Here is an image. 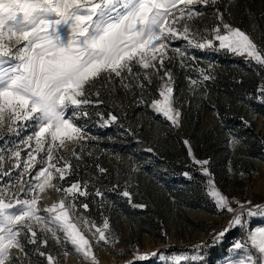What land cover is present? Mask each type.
Returning a JSON list of instances; mask_svg holds the SVG:
<instances>
[{"label":"snow or ice","instance_id":"snow-or-ice-1","mask_svg":"<svg viewBox=\"0 0 264 264\" xmlns=\"http://www.w3.org/2000/svg\"><path fill=\"white\" fill-rule=\"evenodd\" d=\"M219 3L220 0H0V133L6 129L20 136L23 129L32 128L30 135L9 149L8 160H14L10 169L22 168L17 183L24 198L16 193L6 200L8 186L0 189V264H24L28 244L36 246L34 252L45 257L47 264H60L57 257L41 250V245L47 247L48 239L39 238L37 229L50 234L62 246L71 245L74 253L88 264H99L93 241L96 245L118 242V238L111 236L107 218L102 226L86 217L77 218L80 223L73 219L75 201L78 196L89 195V182L76 181L66 188L54 184L57 178L64 181L73 170L71 161L58 153L60 149H68L69 144L86 139L76 119L78 115H89L84 106L104 103L99 97L105 84L95 93L91 91L102 79L111 84L114 78H120L121 86L127 90L133 87L131 82L125 83L128 76L134 75L150 84L151 75H156L163 81L159 90L162 99L153 100L151 107L179 126L181 111L173 107V77L165 68V60L172 59L168 52L173 40L186 41L194 49H216L215 42L219 41L218 49L246 56L264 67V48L247 32L225 21L227 8L221 10L217 7ZM208 9L217 23L201 28L198 25ZM172 51L180 58L181 66H185L187 48L176 47ZM134 65L145 70L142 76L133 73ZM200 75L204 81L213 78L203 69ZM199 83L191 80L192 85ZM136 86L143 90L145 84ZM259 92L264 103V86ZM93 94L97 99L90 98ZM101 119L107 126L118 117L108 113L107 119L102 115ZM232 143L239 141L234 138ZM21 145L28 149L23 160ZM188 153L192 156L191 147ZM72 155L80 159L74 150ZM192 158L207 173L204 166L209 161ZM5 162V155L0 154V176L11 175L10 170L4 169ZM37 164L41 167L33 174ZM99 171L104 173L106 169ZM25 175L32 179L25 181ZM48 189L63 195L44 207L45 216L40 214L39 204ZM209 189L217 209L231 214L230 219L220 231L211 234V245L201 242L194 246L196 255H177L173 264L188 261L206 264L204 251L221 243L233 230H241L246 238L234 240L226 264H264V205L230 199L211 180ZM95 195L103 197L104 193L97 188ZM122 195L131 197L127 190ZM79 207L87 211L89 205L81 203ZM254 219L259 223L253 227ZM81 224L91 233V240L81 231ZM14 249L21 255L14 253ZM133 256L129 264L147 261L157 253L137 251ZM28 264L39 261L29 259Z\"/></svg>","mask_w":264,"mask_h":264},{"label":"trees","instance_id":"trees-1","mask_svg":"<svg viewBox=\"0 0 264 264\" xmlns=\"http://www.w3.org/2000/svg\"><path fill=\"white\" fill-rule=\"evenodd\" d=\"M217 7L227 8L225 21L247 32L264 48V0H220ZM215 23L208 9L198 26L211 27ZM185 42L171 41L168 56L172 59L165 60V68L173 77L174 104L181 111L179 128H170V122L151 107L152 101L160 97L163 84L156 75H151L150 84L128 76L125 83L131 82L133 87L127 90L121 86L120 78H114L111 84L102 79L91 91L95 93L105 84L99 97L104 103L84 106L89 115H78L76 119L86 139L58 153L73 165L63 185L89 182V195L78 196L75 201L77 211L97 226L107 218L113 238L127 246L142 245L145 236L166 240L175 231L182 235L185 226L194 225L193 213L215 211L204 176L192 156L208 160L210 173L223 185L234 173H258L264 161V103L259 92L264 86V67L218 49L217 41L216 49H194ZM176 47L187 48L183 67L172 51ZM201 69L213 78L204 81ZM144 71L138 65L133 67V73L141 76ZM191 80L200 83L192 85ZM141 82L145 84L143 90L136 86ZM90 98L97 99L94 94ZM108 113L118 119L104 126L101 115L107 119ZM259 120L261 128L257 132ZM0 136V150L8 152L12 149L10 138ZM234 138L238 144L232 143ZM73 150L80 159L72 155ZM99 168L106 172L100 173ZM97 188L103 197L95 195ZM125 190L131 194L130 199L122 195ZM81 203H88L87 211L79 207ZM37 231L39 238L48 239L47 247L41 245V250L66 264L62 252L67 246ZM35 247L26 245L28 257H23L24 264L29 259L47 264L45 257L36 255Z\"/></svg>","mask_w":264,"mask_h":264},{"label":"rangeland","instance_id":"rangeland-1","mask_svg":"<svg viewBox=\"0 0 264 264\" xmlns=\"http://www.w3.org/2000/svg\"><path fill=\"white\" fill-rule=\"evenodd\" d=\"M252 37V36H251ZM254 40V38L252 37ZM175 41V40H173ZM255 41V40H254ZM186 43V42H185ZM183 43L184 45H186ZM256 43V41H255ZM219 44V41H217ZM257 44V43H256ZM171 46V43L169 44ZM185 47V46H183ZM227 50V49H226ZM239 56V55H238ZM245 57L246 56H241ZM158 99H162L159 97ZM173 107L178 109V106L173 103ZM71 109H69V112ZM162 115V114H161ZM163 118H165L162 115ZM166 119V118H165ZM169 127L174 129L179 128V126H174L171 121ZM209 122V118L207 123ZM261 128V120H259L257 132ZM32 130L31 127L25 128L21 131L20 136H16L14 134H10L5 131L1 134L3 136H7L10 138L11 148L14 149L21 139L26 138L29 131ZM74 144H69L68 149H63L64 151H69ZM21 148L23 146L21 145ZM8 152H0V154H4L6 157V162L4 163V169L10 170V176H0V189H4L5 185L8 186V192L5 199H12L13 194L18 193L21 198H24V193H19V185L17 183V176L21 169H10V163H14V160L9 161L8 157L10 156L9 149ZM28 149L23 148L21 152V158L26 155ZM43 155V153H41ZM39 158V157H38ZM41 165L37 164L36 169L33 170V174L36 170H38ZM207 168V173L203 171L200 165L197 164V168L204 176V185L206 187L207 193L209 194V181H213L215 187L222 192V194L228 196L230 199L235 198L240 201H252V204H262L264 205V161L260 162V171L256 174H242V173H234L232 174L230 180L223 184H220L215 180L213 175L210 173L207 165L204 166ZM25 181L31 180L32 176L25 175L23 177ZM34 182V181H33ZM54 184L60 187H68L63 185L62 181L58 178L53 181ZM63 193H58L55 189H48L45 194L42 195L39 208L41 215H47L44 213L43 209L45 206H50L52 203L57 202ZM214 203V212L207 211H198L192 214V218L194 221V225L185 226L183 230V234L181 235L178 231H175L171 236H169L166 240H156L149 236H145L142 245L138 246H127L121 243H114L105 245L103 242H100L99 245L95 244L93 241V251L99 259V264H129V261L134 259L133 254L137 251L140 254L143 253H152L156 252L157 256H150L147 261H136V264H173V258L177 255H187L191 257L192 255H196V251L194 246L200 244L201 242H208L211 245V234L213 232L220 231L230 219L231 214L227 212H221L217 209L215 202L211 195H209ZM69 203L71 199L69 198ZM235 206V205H233ZM86 217L84 214L77 211L73 216V219L77 220L80 223V219ZM80 218V219H77ZM87 218V217H86ZM88 219V218H87ZM259 223L257 220L252 221L253 227ZM39 230V229H38ZM81 231L84 232L85 236L90 240L92 239L91 233L81 224ZM94 231V229H93ZM62 235V234H60ZM112 236V235H111ZM113 237V236H112ZM246 236L241 230H233L229 232L223 239V241L214 247H209L204 251V257L206 264H226L227 258H229L232 254L229 252L231 245L233 244L235 239H245ZM67 251V255L65 252ZM14 253L19 254L16 250H13ZM64 260L66 264H88L87 261H84L80 256L74 253L71 245H67V249L63 250ZM238 258V257H232ZM186 264H200L199 261H188Z\"/></svg>","mask_w":264,"mask_h":264}]
</instances>
